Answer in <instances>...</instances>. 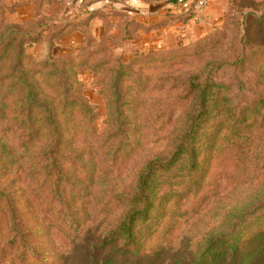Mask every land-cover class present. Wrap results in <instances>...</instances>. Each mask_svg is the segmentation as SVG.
Listing matches in <instances>:
<instances>
[{"label": "rangeland", "instance_id": "1", "mask_svg": "<svg viewBox=\"0 0 264 264\" xmlns=\"http://www.w3.org/2000/svg\"><path fill=\"white\" fill-rule=\"evenodd\" d=\"M212 1L145 23L124 8L134 0H0V183L17 227H42L27 264H82L123 219L141 167L171 156L198 113L190 79L211 84L195 123L203 140L214 132L215 158L146 246L168 243L150 264L190 263L208 233L264 234V0Z\"/></svg>", "mask_w": 264, "mask_h": 264}, {"label": "trees", "instance_id": "2", "mask_svg": "<svg viewBox=\"0 0 264 264\" xmlns=\"http://www.w3.org/2000/svg\"><path fill=\"white\" fill-rule=\"evenodd\" d=\"M264 13V12H263ZM193 100L202 98L197 105L198 113L188 125L178 143H174V152L165 158L157 157L141 167L131 193L127 194L130 209L123 219L108 230L83 245L80 262L82 264H150L160 258L168 243L156 248H146L151 239L172 224L175 213L181 208L182 202L189 197L201 194L207 183L213 160L215 158L214 132L201 139L199 123L196 120L208 111L207 96L209 81L194 83L190 79ZM205 101V102H204ZM190 108L194 105L190 104ZM26 123V122H25ZM33 133L36 123L21 126ZM53 162H56L54 157ZM1 165L5 162L0 160ZM78 172L83 173L82 167ZM65 175V171L62 173ZM56 176V175H55ZM80 177V176H79ZM78 177V178H79ZM56 181V180H55ZM12 192L7 184L0 183V264H27L41 257L36 245L42 235L35 234L42 229L39 223L27 227L22 223V230L17 227L9 208L12 207ZM14 200V199H13ZM7 209V210H5ZM234 210L232 208L231 212ZM230 211H226V215ZM11 214V213H10ZM23 220V219H22ZM241 231V230H240ZM234 231L207 235V243L202 252L195 255L188 264H253L255 259L263 258L264 234H254L251 238H241ZM168 236V233H165ZM171 236V235H170ZM263 237V238H261ZM83 243V239L81 240ZM253 244H257L252 248ZM8 253L7 260L4 254Z\"/></svg>", "mask_w": 264, "mask_h": 264}, {"label": "crops", "instance_id": "3", "mask_svg": "<svg viewBox=\"0 0 264 264\" xmlns=\"http://www.w3.org/2000/svg\"><path fill=\"white\" fill-rule=\"evenodd\" d=\"M78 1L81 0H77V2ZM221 1L223 0H213L212 6L210 7L209 11L212 10L219 12L220 10L216 9V5L223 7V2L221 3V5L219 4ZM193 3V0H134L133 5H129L127 3L124 8L130 14L133 12L138 20H141L145 23H151L156 19L162 18L167 13L175 11L177 8H180L184 11L188 7H191ZM211 17L213 18L212 14ZM195 28L199 31V34L205 31V28L201 27V25ZM162 30H167V28ZM157 33V31L142 33V35L144 36V40L143 43H141V47H143L144 45H153L155 43L153 40L156 39L155 35H157ZM151 36L153 37L150 38Z\"/></svg>", "mask_w": 264, "mask_h": 264}, {"label": "built area", "instance_id": "4", "mask_svg": "<svg viewBox=\"0 0 264 264\" xmlns=\"http://www.w3.org/2000/svg\"><path fill=\"white\" fill-rule=\"evenodd\" d=\"M209 1L210 0H193L194 3L191 8H193L194 11H202L208 5Z\"/></svg>", "mask_w": 264, "mask_h": 264}]
</instances>
